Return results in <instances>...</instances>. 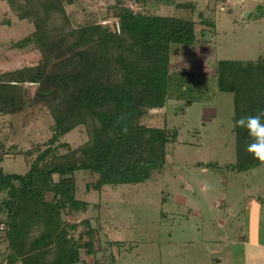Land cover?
Returning <instances> with one entry per match:
<instances>
[{
    "label": "trees",
    "instance_id": "trees-1",
    "mask_svg": "<svg viewBox=\"0 0 264 264\" xmlns=\"http://www.w3.org/2000/svg\"><path fill=\"white\" fill-rule=\"evenodd\" d=\"M126 1L116 0L97 18L81 23H74L68 10L81 0L22 2L19 16L31 21L34 29L12 45H32L40 57L34 65L0 72V112L16 113L38 103L49 110L53 124L50 139L24 151V172H7L0 166V236L7 241L6 264H116L113 255L110 263L96 256L101 247L91 217L65 218L90 205L76 197V171L95 174L90 186L98 191L136 185L161 174L179 128L148 126L138 119L168 99L188 106L202 98L169 67L171 44L195 42V20L159 13L161 5L174 4L194 12L195 3L130 0L152 7L137 11ZM15 2L10 0L12 6ZM197 15L204 26L215 25L203 10ZM252 16L261 18L264 9L259 7ZM215 74L219 89L233 94L234 123L264 109V56L218 60ZM80 126L87 134L83 143L72 147L61 141ZM234 130L236 161L223 168L241 172L261 165L245 151L247 131ZM197 166L219 168L212 161ZM87 256L94 260L86 261Z\"/></svg>",
    "mask_w": 264,
    "mask_h": 264
},
{
    "label": "rangeland",
    "instance_id": "rangeland-1",
    "mask_svg": "<svg viewBox=\"0 0 264 264\" xmlns=\"http://www.w3.org/2000/svg\"><path fill=\"white\" fill-rule=\"evenodd\" d=\"M15 1L12 6L10 0H0V72L34 65L40 57L32 45H12L34 29L31 21L19 16L23 0ZM115 1L81 0L68 10L74 23H81L97 18ZM186 1L194 2L196 11L174 4L161 5L159 13L195 20V42L171 44L169 67L202 98L188 106L168 99L138 119L148 126L179 128L178 140L168 146L165 169L145 182L100 191L90 186L95 174L78 170L76 197L90 205L65 218H92L101 247L96 256L109 263L113 255L116 264H264V164L241 172L223 168L237 157L234 97L219 89L215 74L218 60L264 56V16H252L259 7L264 9V0H174ZM126 4L137 11L152 10L130 0ZM198 10L215 25L201 24ZM31 84L27 83L33 90ZM52 124L51 113L38 103L16 113L0 112V166L7 172H24V151L50 139ZM86 139L80 126L61 141L76 147ZM208 161L219 168L197 166ZM7 251V241L0 236V264H6Z\"/></svg>",
    "mask_w": 264,
    "mask_h": 264
},
{
    "label": "clouds",
    "instance_id": "clouds-1",
    "mask_svg": "<svg viewBox=\"0 0 264 264\" xmlns=\"http://www.w3.org/2000/svg\"><path fill=\"white\" fill-rule=\"evenodd\" d=\"M233 127L247 131L250 141L245 145V151L260 164H264V109L257 110L255 115L241 116ZM122 131L126 133L127 128Z\"/></svg>",
    "mask_w": 264,
    "mask_h": 264
}]
</instances>
